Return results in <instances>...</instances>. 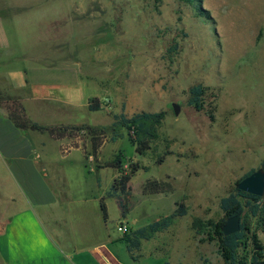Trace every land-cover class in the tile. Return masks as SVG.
I'll return each instance as SVG.
<instances>
[{"label": "rangeland", "instance_id": "rangeland-1", "mask_svg": "<svg viewBox=\"0 0 264 264\" xmlns=\"http://www.w3.org/2000/svg\"><path fill=\"white\" fill-rule=\"evenodd\" d=\"M29 1L33 8L26 13L31 17L27 25L34 36H40L32 39L31 48L38 40L48 43L62 33L66 58L72 64V58L79 56L80 63L76 60L60 68L59 77L75 75L74 98H80L82 105L89 97L108 99H100L101 111L59 108L56 113H39L38 119L46 125H97L108 137L115 130L120 138L103 148L101 160L112 161L117 151L122 153L125 172L132 162L148 167L130 181L126 218L130 228L168 217L180 203L188 208L187 215L168 230L144 240L132 259L126 242L119 240L124 237L117 230L123 220L119 203L106 198V225L116 240L113 253L134 264H202L204 260L225 264L218 242L194 222L223 219L220 200L245 174L259 170L264 160V0H201L208 14L187 0ZM195 85L207 89L204 111L188 104L189 90ZM173 104L180 106L178 115ZM140 112L166 113L159 139L145 155L138 153L126 128L112 126L114 115L131 117ZM75 155L81 163L68 170L70 186L78 192L87 189L81 176L90 174L86 180L97 196L90 206L96 208L98 225V220L103 222L99 200L112 185L116 170L95 172L93 161L86 162L82 153ZM162 156L164 162L158 163ZM151 180L170 182L174 190L144 195L143 187ZM252 230L264 244L255 219Z\"/></svg>", "mask_w": 264, "mask_h": 264}, {"label": "crops", "instance_id": "crops-1", "mask_svg": "<svg viewBox=\"0 0 264 264\" xmlns=\"http://www.w3.org/2000/svg\"><path fill=\"white\" fill-rule=\"evenodd\" d=\"M31 3L0 0V264H134L113 253L111 246L116 240L106 225V201L107 220L101 207L102 199L119 176L116 168L102 166L112 164L119 152L115 151L114 159L104 163L101 152L109 142L95 159L88 155V140H55L47 133L21 130L8 117L12 101L16 100L27 117L42 126L89 125H46L38 119L39 113H56L59 108L70 112L89 110L92 98H85L84 105L80 104V98H74L75 75H58L60 68L70 67L76 60L80 63L79 56L72 58V64L71 58H66L62 33L56 38L52 36L48 43L38 40L34 44L36 48L47 44L45 49L31 48L32 39L40 37L34 36L27 25L31 17L26 13L33 8ZM75 153H82L86 162L93 161L95 172L105 168L116 170L112 185L99 200L103 222L98 220V225L96 208L90 206L92 200H97L86 180L90 174L84 172L81 176L87 189L78 192L70 186L68 170L81 163ZM107 199L118 201L116 197ZM119 207L121 222L128 223V212L124 213L120 203ZM138 222L134 220V224Z\"/></svg>", "mask_w": 264, "mask_h": 264}, {"label": "trees", "instance_id": "trees-1", "mask_svg": "<svg viewBox=\"0 0 264 264\" xmlns=\"http://www.w3.org/2000/svg\"><path fill=\"white\" fill-rule=\"evenodd\" d=\"M203 14H208L202 9L201 0H187ZM207 89L202 85H195L190 88L189 106L197 111H204L206 102ZM103 108V102L99 98L89 100V111L97 112ZM165 112L149 113L140 112L131 117L124 113L114 115L113 128L123 127L128 130L129 139L140 155H145L151 149V145L159 139V130L165 119ZM9 119L14 125L24 131H33L47 133L55 140L81 139L88 140L91 144V152L89 156L95 159L98 157L101 148L107 142L114 143L118 141L120 135L114 130L112 135L108 137L103 128L92 127L89 125L80 126H42L30 120L25 112L24 107L16 100L12 101L8 112ZM208 117L215 120L214 111L208 112ZM165 156L158 159V163H163ZM114 167L119 171L118 178L114 181L110 190L106 193L101 201V207L104 219H108L107 207L105 199L116 197L123 208L124 213L129 211V198L131 196L130 181L139 170H147L148 167L143 166L139 162H132L125 172L122 161V153H119L112 164L102 167ZM100 167V166H99ZM261 168L264 169V160L261 162ZM255 170L249 171L239 180L232 192L220 200V208L224 213V218L219 222L208 221L206 223L201 220L194 222V227L208 231L211 240L218 242V254L224 260L225 264H264V244L259 239L256 232L252 230V220H256L258 229L264 233V196L253 195L238 189V184L246 177L253 174ZM174 190L170 182L151 180L143 187L144 195H159L171 193ZM188 208L184 203L178 204L173 214L168 217L161 218L159 221L153 222L145 227L131 231L130 234L124 235L121 241L126 242L128 251L132 258H135L134 252L141 249L142 242L153 238L157 233L168 230L175 220L187 215ZM242 217V229L236 234L225 236L223 227L227 220L236 216ZM202 264H209L204 260Z\"/></svg>", "mask_w": 264, "mask_h": 264}, {"label": "water", "instance_id": "water-1", "mask_svg": "<svg viewBox=\"0 0 264 264\" xmlns=\"http://www.w3.org/2000/svg\"><path fill=\"white\" fill-rule=\"evenodd\" d=\"M176 115L180 112V106L173 104ZM238 189L253 195L264 196V169L260 168L250 176L244 178L239 184ZM242 229V217L236 215L227 220L222 231L225 236H230L240 232Z\"/></svg>", "mask_w": 264, "mask_h": 264}, {"label": "built area", "instance_id": "built-area-1", "mask_svg": "<svg viewBox=\"0 0 264 264\" xmlns=\"http://www.w3.org/2000/svg\"><path fill=\"white\" fill-rule=\"evenodd\" d=\"M117 230L118 232L124 235L129 234L131 232L129 225L126 222H119L117 224Z\"/></svg>", "mask_w": 264, "mask_h": 264}]
</instances>
